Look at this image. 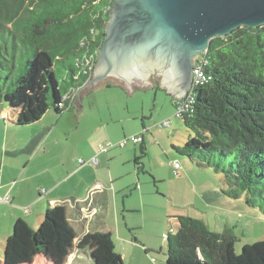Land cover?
I'll use <instances>...</instances> for the list:
<instances>
[{"label": "trees", "instance_id": "1", "mask_svg": "<svg viewBox=\"0 0 264 264\" xmlns=\"http://www.w3.org/2000/svg\"><path fill=\"white\" fill-rule=\"evenodd\" d=\"M112 3L0 0V79L10 82L9 87L0 84V102L16 114L15 121L5 116L8 124L30 123L27 113L41 107L57 115L70 109V100L65 108L59 103L91 79L92 70L83 72L97 63ZM27 45L34 51L12 81L17 53L24 55L22 47ZM202 58L207 62L208 82L193 91L190 113L179 116L192 135L182 148H172L198 169L219 176L225 198L243 197L247 206L255 208L264 201V25L239 27L213 39ZM58 63L65 68L60 83L55 76ZM139 146L144 153L143 142ZM65 211L61 206L49 208L36 230L16 221L0 264H31L35 257L65 264L74 248L85 251L88 264H118L109 233H86L75 244ZM232 232L212 231L203 219L177 217L176 229L171 227L165 239V264H264V242L246 244L236 254L233 246L238 239Z\"/></svg>", "mask_w": 264, "mask_h": 264}, {"label": "crops", "instance_id": "2", "mask_svg": "<svg viewBox=\"0 0 264 264\" xmlns=\"http://www.w3.org/2000/svg\"><path fill=\"white\" fill-rule=\"evenodd\" d=\"M82 91L75 96L67 115L55 118L50 108L41 107L27 113L31 120L27 124H8L5 116L9 114L15 121L16 114L7 112L6 105L0 102V197L7 199L6 203L0 202V260L4 243L16 221L21 220L36 230L44 212L57 206L66 210V219L76 234L75 244L86 233H109L118 264H158L148 258L157 245L160 247L159 239L167 228L166 220L176 221L180 216L203 219L212 231L219 232L217 221L225 216L222 230L229 229V218L233 221L237 212L231 200L221 194L206 172L194 182L192 177H196L197 172L188 164L181 175L175 174L177 178L170 176L168 168L167 181L173 183V189H167L166 193L170 206L155 219L149 198L152 200L154 195L166 198L165 195L156 190L134 195L127 189L131 184L123 183L125 176L131 173L138 181L140 172L144 171L140 160L146 156L145 138L144 153L139 145L137 152L135 144L114 152L99 151L105 142L116 143L129 135L137 136L145 127L143 122L141 130L139 126L132 127L122 135L109 128L106 122L91 129L88 140L76 143L73 136L79 131L85 111ZM63 118H69L66 124H61ZM125 121L131 122L128 118ZM91 158L97 160L95 167L78 163V160L86 162ZM115 162L132 170L124 175ZM158 181L166 182L163 177ZM133 188L135 190L136 186ZM129 198H133L134 205L126 201ZM219 212L222 217L217 214ZM74 250L65 264H72V259L80 261L81 255H86L85 251ZM39 259L52 264L42 257H35L31 264Z\"/></svg>", "mask_w": 264, "mask_h": 264}, {"label": "water", "instance_id": "3", "mask_svg": "<svg viewBox=\"0 0 264 264\" xmlns=\"http://www.w3.org/2000/svg\"><path fill=\"white\" fill-rule=\"evenodd\" d=\"M264 25V0H113L97 63L81 90L107 78L182 100L191 71L215 38Z\"/></svg>", "mask_w": 264, "mask_h": 264}, {"label": "rangeland", "instance_id": "4", "mask_svg": "<svg viewBox=\"0 0 264 264\" xmlns=\"http://www.w3.org/2000/svg\"><path fill=\"white\" fill-rule=\"evenodd\" d=\"M27 25L26 27H28ZM29 28V27H28ZM1 36V31H0ZM18 43V42H17ZM9 46V45H8ZM34 51V47L27 45V47H22L21 53H17L16 57V69L15 72L11 73V80L14 81L20 74L19 69L22 65H25V62L30 59V55ZM67 64H71L72 60L67 59ZM95 67V66H94ZM93 70V69H92ZM65 74V68L63 64L58 63L56 66L55 76L60 83L61 78ZM105 82H109L112 86L106 87ZM150 82L153 85H150L147 89H140L137 86L132 87V91L123 85V82L107 78L105 81L99 83L98 85L89 86L84 88L81 93V100L83 101V107L85 111L81 116V125L79 126V131L73 139L76 143H80L81 140H88L90 137L89 133L91 129H94L96 126L109 124V128L115 130L117 134L123 132H128L132 127H137L141 130V123L143 122V130L140 134L142 138L144 137L145 142V153L146 156L141 161L144 164V171L140 172L139 180H136L134 173L126 175L127 172H130L132 168L121 167L118 165V162H115V165L119 167L120 172L125 176L123 180L124 184H131L127 189H130L132 194H140V191H152L156 190V193L165 195L166 198L161 197L160 195H154L149 198V204L153 205V216L155 219L159 217L162 213H165L167 206V189H173V183L167 181L168 168H170V176L172 178H177L175 175V167L173 163L177 161L181 167V170L178 172L181 175L182 169L185 165L192 166V170L196 171V177H192V180L196 182L198 177H202L207 169L201 170L198 169L196 165H193L189 159L179 157V155L173 150V146H178L179 148L183 147V144L186 143L187 139L192 135V132L188 130L182 120L176 116L177 111L174 108V104L177 103L178 99L174 98L173 95L167 94L166 90H160L158 88L159 81L157 77L150 76ZM0 84L3 86H10V82L4 81L3 78L0 79ZM62 86H66L65 81L62 82ZM52 112V111H51ZM54 114V117L57 118L62 114L65 116L70 112H62L60 115ZM135 117V120H133ZM141 117V118H140ZM143 117V119H142ZM131 120L125 121L126 119ZM69 118H63L64 124L68 121ZM125 121V122H124ZM168 123V126H161V124ZM132 135L127 136L126 138L131 137ZM123 139V138H121ZM125 139V138H124ZM118 143V142H116ZM116 143L105 142L102 147L108 148V146L115 145ZM80 145V144H79ZM133 145L128 143L125 147ZM138 152V145L135 146ZM111 150L110 152L121 150L119 146H112L106 151ZM111 154V153H110ZM208 171V170H207ZM213 172H207V175L211 177L212 182L218 185V190L220 187L219 176L212 174ZM160 177L166 180V182L158 181ZM153 180L155 183L153 184ZM187 183V181H186ZM133 185L136 186L134 190ZM175 190V188H174ZM133 198L126 199L127 202L135 204L132 200ZM179 201V200H178ZM177 203L179 204V202ZM181 201V200H180ZM233 205V208L237 211L235 213V222L231 220V217L228 221V228L232 230L234 236L238 241L233 246L234 252L239 254L242 247L246 244L251 245L258 241L264 242V201L259 200L257 207L250 208L245 204L243 197L239 200H231L230 202ZM262 204V205H260ZM171 207H169L170 209ZM149 208L148 210H150ZM218 215L222 213H217ZM234 214V213H232ZM231 216V215H230ZM225 217V216H224ZM219 218L217 223L219 224V232L223 231L225 219ZM162 218V216H160ZM159 218V219H160ZM156 222V221H154ZM166 220L167 228L164 230L162 236L159 239V246L157 245L154 252L150 254L149 260H153V263L165 264L167 258V247L166 240L164 239L170 228L173 227L176 229V221ZM153 224V225H157ZM172 234V233H171ZM162 237V238H161ZM158 244V243H157ZM75 253V250H72ZM87 254L81 255V260L76 261L71 260L72 264H88ZM35 264H45L42 260L39 259V262Z\"/></svg>", "mask_w": 264, "mask_h": 264}, {"label": "built area", "instance_id": "5", "mask_svg": "<svg viewBox=\"0 0 264 264\" xmlns=\"http://www.w3.org/2000/svg\"><path fill=\"white\" fill-rule=\"evenodd\" d=\"M100 1V0H98ZM206 61L204 58H199L196 61V64L193 68V70L191 71V79H192V86H190V89L186 95V97L182 100H178L175 106V109L177 111L176 116L177 117H181L182 115L188 114L190 113L191 109H192V104H193V100H194V96H193V91L197 90V88L203 86L204 84H206L208 82V77L206 76V74H204V66L206 65ZM86 64H89V61L86 62ZM95 65H89V67H87V69L83 72L84 74H88ZM81 89H78L75 93H73L71 96L67 95V96H63L61 98V102L59 103V108H65L64 103L68 100H70V103H72V101L74 100L75 96L78 95V93H80ZM168 126V123H164L161 124V126ZM143 142V138L141 134L133 135L129 138H125L122 141H118V143H116L115 145L112 146H119L121 148H124L128 143H132L135 145H140ZM112 146H108V148L106 147H100L99 151L103 152L106 151L107 149H109ZM78 163L81 166H84L86 164H90L92 167H95L97 165V160L95 158H91L88 161H83V160H78ZM174 167H175V174L179 171L180 166L178 164V162H174L173 163ZM0 202L6 203L7 199H3L0 197ZM166 239V237L164 238Z\"/></svg>", "mask_w": 264, "mask_h": 264}]
</instances>
